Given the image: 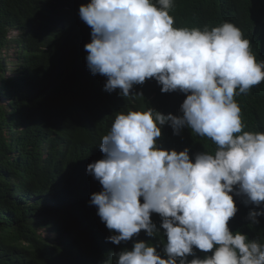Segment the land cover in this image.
I'll use <instances>...</instances> for the list:
<instances>
[{
    "label": "clouds",
    "instance_id": "1",
    "mask_svg": "<svg viewBox=\"0 0 264 264\" xmlns=\"http://www.w3.org/2000/svg\"><path fill=\"white\" fill-rule=\"evenodd\" d=\"M183 5L90 0L79 7L91 28L90 73L107 78L109 93L147 100L116 115L101 160L86 164L102 186L90 206L114 233L108 242L134 243L116 264H264L263 239L229 228L238 212L233 195L260 209L249 212L252 225L264 216V120L245 130L239 106L264 87V0L256 1L259 12L213 0L208 9L219 19L212 24L178 22ZM156 214L165 257L151 240Z\"/></svg>",
    "mask_w": 264,
    "mask_h": 264
},
{
    "label": "trees",
    "instance_id": "2",
    "mask_svg": "<svg viewBox=\"0 0 264 264\" xmlns=\"http://www.w3.org/2000/svg\"><path fill=\"white\" fill-rule=\"evenodd\" d=\"M211 1L184 0L177 21L216 22ZM235 1L259 12L257 0ZM89 2L0 0V264H116V254L133 248L131 241L106 240L114 233L90 206L102 186L86 174V164L101 160V140L116 115L147 100L105 91L107 78L88 70L84 46L91 42V28L78 13ZM10 30L19 33L9 37ZM11 48L9 75L5 53ZM259 90L240 100L245 130L263 123L264 87ZM233 199L238 212L230 230L250 240L260 236L264 243V216L258 225L247 220L260 209L245 206L243 196ZM156 218L151 221L158 235L151 240L165 257L162 218ZM194 251L200 258L211 255Z\"/></svg>",
    "mask_w": 264,
    "mask_h": 264
},
{
    "label": "rangeland",
    "instance_id": "3",
    "mask_svg": "<svg viewBox=\"0 0 264 264\" xmlns=\"http://www.w3.org/2000/svg\"><path fill=\"white\" fill-rule=\"evenodd\" d=\"M11 35H14V33H12ZM14 52H15V49L11 48V49H9V51H7L5 53V57H7L6 62L8 63L7 64V73L9 75H12V72H10V69H12V66L14 65V62H15ZM43 234H45V232Z\"/></svg>",
    "mask_w": 264,
    "mask_h": 264
}]
</instances>
